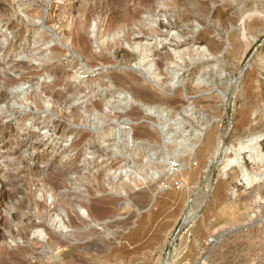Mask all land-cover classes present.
Segmentation results:
<instances>
[{
    "label": "rangeland",
    "instance_id": "rangeland-1",
    "mask_svg": "<svg viewBox=\"0 0 264 264\" xmlns=\"http://www.w3.org/2000/svg\"><path fill=\"white\" fill-rule=\"evenodd\" d=\"M137 2L146 3L137 7L127 0V6L123 7L126 13L119 14L118 18L122 20L123 25H127L131 30L132 44L140 43L151 46L152 52L147 61H152L157 65L164 55L177 52V36L179 35L177 25L163 29V35L157 36V38L147 36L146 28L142 26L144 18L139 19L135 13L138 14L139 11L147 8L146 4L149 7H155L159 12L167 11L163 6L166 4L168 11L173 13L175 10L171 7L173 1L137 0ZM203 2H205V8L211 9L207 13L190 7V9H196L199 16L206 18L205 23L201 22L202 24L195 21L193 29L196 32H201L204 30L202 25H206L210 28V33L208 31L206 34L223 43L218 60L224 59L227 60V63L229 61L230 64L232 62L239 64L240 70L233 81H237L242 88L247 72L261 69V66L264 67V59L262 62L259 61L261 60L260 53L264 51V12L257 9L258 6H264V0H203ZM100 3L102 0H0V5H3L0 8V92L5 90L6 83L16 81L17 83H13L12 88L14 94L29 93L30 95L34 88H39L43 93L48 85L52 87L61 75L60 73L67 72L68 76L64 80L66 85L54 87L55 92L62 91L61 87L63 89L67 87L70 92L78 89L85 92L82 95L78 91L75 96L66 98L67 106L70 107L68 112L66 111L68 115L77 109V114L81 118L87 105L91 103L90 95L93 96L92 99L101 97L102 100L104 98L108 100V107L104 106L103 108V113H105L103 115L107 118V122L99 133L93 131L95 128H92V124H90L91 127L89 125L86 128L76 121H71L72 118L68 122L69 118L66 116L63 119L59 115L53 116L45 111L34 110V105L30 101L25 102L23 106L0 103V192L3 189L5 192L14 194L13 188L16 186L2 188L1 183L7 181V174L25 167L30 171L37 169V174L29 177V180L33 182L37 179V175L43 179L45 176H54L58 172L70 173L78 168V175L69 174V179L76 181L79 175L87 177L110 168L108 177L116 178L120 182H131L130 185L135 190L127 189V192L124 191L122 194L108 192V196L118 200V210L116 214L109 215L98 225L91 222L85 210H81L79 215L88 219L90 224L81 229L76 237L70 236L71 230L61 231L62 235H57L58 224L50 222V228L57 235L54 238L58 242L64 240L67 244L66 247L69 248H64V250L48 245V239L50 240L48 237H46V244L42 246L35 245V236H29L27 242L25 240L17 241L18 239L17 242L14 241L13 235L17 231L13 230L16 225L21 223L25 225L28 221L34 220L32 217L36 212L34 200L45 201L41 197L42 194H39L31 201L32 208L30 210L25 209L23 212H18L19 201L23 200L25 196H30L36 190L35 187L30 188L29 186L25 194H19L18 197L13 196L15 198L12 197L8 200H2L0 193V237H4L0 238V260L5 256L6 264H64L70 260H72V264H172L173 262L178 264L181 261H183L181 264H188V262L190 264L195 262V264H213L214 262H218L214 264H264V197H259L260 189L257 188L258 185L264 184V178L255 185L248 186L241 179L231 180V175L236 172V165L224 168L225 162L234 153L241 155L239 156L244 164L251 162L247 150L239 151V148H236L240 142L246 144L247 139L242 137L244 140L242 138L239 141L236 140L237 144L236 141L233 143L232 140L231 142L230 135L236 134L235 121L239 118L237 117L240 112L239 102L245 97L242 98L239 95L241 90H237L235 96L232 95L234 83H229L226 78L227 74H223L218 79L219 84L226 82L224 90L218 91L217 88H214L212 92L207 93H184L185 100L183 101L185 102L180 103L177 97V88L166 89L161 84L142 75L144 68H141L135 61L126 63L124 59L128 60L127 57L123 59L124 61L118 58L119 60L117 59L114 66L99 65L84 70L85 62L82 57L59 44V47L64 50V56L60 61L54 60L48 65L53 68L59 65L58 68H54L58 71L57 77L49 74V69L47 72L41 73L40 65L42 63L29 59V53L35 48L34 36L40 26L54 34L65 33L68 31V25L71 24L70 20L79 16V13L70 15L67 13L68 10L77 7L85 13ZM217 8H222L227 12L223 22L218 18ZM168 11L166 17H156V21L165 25H169L170 22L174 23L175 20L170 18ZM36 12H41L43 16L36 18L39 24L36 31H32L33 24L29 20H32L31 17ZM120 16L122 17L120 18ZM125 29L127 28H122V30ZM140 30L144 33H141ZM185 32L183 31V33ZM259 32L260 34H258ZM123 35L121 34L120 37ZM231 35L237 37V42L234 45L229 41ZM192 37H194L193 34L186 32L185 38L181 41L189 40ZM91 47V51L95 54L100 52L97 45L91 44ZM181 47L186 48L187 46L181 45ZM191 48L201 51L203 49L196 44L191 45ZM119 49L125 50L130 56L137 57L131 45L122 44V42L105 54L114 57ZM235 56L238 60L234 61ZM168 65L173 67L177 65V61L175 65ZM167 66H164L165 69ZM218 69L212 65L209 71L216 72ZM108 74H124L123 76H137L144 79L139 85L147 88L156 97L158 103L155 107L153 106L156 109L134 103L124 88L98 87L97 81L106 83ZM260 80L264 83L263 75L260 76ZM99 99L97 98V100ZM255 102L256 112H262L264 115V102ZM51 107L53 106L50 105ZM55 108L59 113L65 111L60 106ZM159 108L165 110V113L160 112L161 114H159ZM186 109L190 111V115L185 113ZM131 110H137L141 114V119L136 120L124 116ZM218 110L220 111L218 118L213 119L210 124H207L208 126L205 127L204 122H200L201 118H206L205 121L210 120V114L212 112L214 114ZM198 112L197 117L195 113ZM255 118L256 116L252 120L254 121ZM153 120L159 124L155 125L159 132L156 136L149 138L134 136V130L138 127H149L155 131L151 127V124L155 122ZM57 123L63 124L65 129L55 131L54 125ZM191 123H194V126ZM213 123L219 125L218 142L215 143L214 148L217 149L223 145L222 155H213L214 151L207 155L205 159L207 167L195 182H191L188 174L192 172V169L197 171L200 167L198 154L206 139V129L213 126ZM175 130H177V134H175ZM192 130L198 131L197 143L191 136ZM105 131L112 132L113 135H106ZM182 131L184 133L181 137L179 132ZM260 135L257 143L263 149L264 131ZM187 138L188 140L184 141ZM149 166H153V169H150ZM135 177L140 179L138 188L133 183ZM224 182L227 183V187H225L229 197L228 203L236 205V210L233 212H223L217 207L215 199L219 191L218 188H221V183ZM253 188L257 190L255 191ZM82 189L84 190V187ZM142 192L148 194L149 206L146 208L147 210L137 211L129 196ZM244 194L246 195L242 199ZM102 197L103 194L97 196L96 200L90 198L91 201H98ZM140 198L146 200L144 195ZM163 200L166 201V204ZM52 202L51 196L47 195L45 204L48 211H52L54 208ZM191 210L195 211V214L187 220ZM15 216L18 217L15 218ZM143 219L142 232L146 235L145 240L143 239L145 242L142 241L144 249L134 253L132 249L136 246L127 242V237L134 231L139 232L136 228ZM93 229L102 233L103 240L96 238L97 243L94 244V247H88L87 243L94 239L91 234L89 235L91 230L94 231ZM82 234H86L84 242L81 240ZM208 246H212L210 248L216 253L215 256L213 252L211 255L214 262L212 258L207 261L200 259L201 253ZM255 247L257 248L255 249ZM117 249H120L117 252L121 253V259L113 261L112 254ZM234 251L238 252L237 255ZM68 252H71L73 259L64 260V254ZM229 252L230 254H228ZM252 252L256 255H253ZM217 254L221 255L220 258ZM194 260L196 261L194 262Z\"/></svg>",
    "mask_w": 264,
    "mask_h": 264
},
{
    "label": "bare ground",
    "instance_id": "bare-ground-1",
    "mask_svg": "<svg viewBox=\"0 0 264 264\" xmlns=\"http://www.w3.org/2000/svg\"><path fill=\"white\" fill-rule=\"evenodd\" d=\"M128 1H130L131 3L134 4V6H137V7H140L144 3H146V2H137V0H128ZM172 1H173L172 2L173 6L171 7L175 9L173 13H170L168 11V6L166 4L163 5L168 11V14H170V18L175 20L174 23L170 22L169 25L158 23L156 21V17L157 18L166 17L167 11L162 10L161 12H159L153 6L149 7L146 4L147 8H145L143 11H139L138 14L135 13V15L139 19L144 18L142 22V26L146 28L145 31H146L147 36H153L157 38V36L163 35L162 33L163 29H169V26L177 25V31L179 34L177 36V52H175L174 54L168 53L164 55L163 59H161L157 63V65H155L152 61H147L149 60L148 58L152 52L151 46H148L146 44H140V43L132 44L131 37L133 34L131 33V30L127 27V25H123L124 23L122 22V20L118 18L119 14L121 15L123 13H126V10H124L123 7L127 6V0H102V3H100L99 5L93 8H90L85 13L81 12L80 9L77 7H74L71 10H68L67 13H69L70 15L79 13V16H77V18L73 17L72 20H70L71 24L70 26L68 25L67 27L68 31H66L65 33L54 34L53 32L48 31L47 28L45 29V27L40 26L37 29L38 32L34 36L33 44L35 45V48L29 53L30 54L29 59L31 61H39L40 63H42L40 65L41 73H45L47 72V69H49L48 73L53 76L55 75L57 77L58 71L57 69H54V68H58L59 65L58 67H54V68L49 67L48 65L51 64L52 61L54 60L60 61L61 58L64 56L65 54L64 50L61 47H59V44H62L63 46H65L66 48L74 52L75 54H78L82 57L83 61L85 62V66L83 67L84 70H89L90 68H95L99 65L107 66V67L114 66L118 58H121L123 60L125 57H127L128 60L124 59L126 63L135 61L136 63H138V65L141 68L142 67L144 68L142 75L154 80L157 84H161V86H164L166 89L172 90L173 88H177V97L179 98L178 101L180 103L185 102L183 101L185 100L184 93L185 94L194 93V92L195 93L196 92L197 93H207V92H212L214 88H217L218 91L224 90L225 89L224 86L226 85L225 84L226 82L225 83L222 82L219 84L218 79L221 78L223 74H227L226 78L229 81V83L230 82L234 83L232 95L235 96L237 94V90H241L239 92V95H241L242 98L245 97L244 99H241L239 102L240 112H238V116L236 115L239 118L235 121L236 134L230 135L231 142L233 140V143H234L236 140L239 141L240 138L245 137L247 139L246 144H242L241 142L238 143L236 141L235 143L236 144L238 143L236 145L237 146L236 148L237 149L239 148V151L247 150L248 158L251 162L250 164H244V162L241 160V157H240L241 155L237 152L238 154L235 155L234 153L233 156L229 157V159L225 162L226 164L224 168L227 169L228 167L232 165L233 166L236 165L237 167L236 172H234L232 175L230 173L231 177L230 176L229 177L232 178L231 180H233L234 178L239 179V180L241 179L248 186L253 185V184L255 185V183L259 182L260 180L264 178V169H263L264 167V153H263L264 144H263V149H262L257 143L258 139L261 137L260 134H262L264 131V117H263L264 115H262L263 114L262 112L259 111L260 113H258L255 110V107H257L255 106V103H256L255 101H262V103L264 102V83L260 80V76L261 75L264 76V67L261 66V69H256V70L247 72L244 77L245 78V82H243L244 86L241 88V86L238 85L237 81L236 82L233 81L234 77L237 75V73L240 70L239 64L237 63L235 64L233 62L232 64H230L229 61L227 63V60H224V59L218 60V56L222 52L223 43H221L220 41H217L214 38H211L210 36L206 34V32L208 31L210 33V28L206 25H202L204 30L201 32H196V30L193 29V25L195 24V21L202 24V23H205L206 18L199 16V14L196 13V9H190V7L197 8L198 10L204 13L209 12L211 9L208 10L207 8H205V2H203V0H186V1L185 0L183 1L172 0ZM2 6L3 5H0V8ZM257 9L260 10L261 12H264V6L262 7L258 6ZM217 11H219L218 18L223 22L224 18L226 17L227 12L224 11L222 8H217ZM42 16L43 14L41 12H36V14L31 17L32 20L31 21L29 20V22L33 24V26H31L32 31H36V27L39 24L36 21V18H41ZM121 17L122 16H120V18ZM122 28H127V29L122 30ZM42 29H43V32H42ZM183 31L184 32L186 31L188 34H193L194 37L189 38V40L184 39V41H181V39L185 38L186 36V32L183 33ZM140 32L144 33L142 30H140ZM121 34H124L123 37H120ZM258 34H260V32ZM24 41L26 42V40ZM229 41H231L234 45L237 42V37L231 35L229 37ZM54 42H55V45L53 46ZM121 42L122 44L131 45L133 50L136 52L135 56L137 57L135 58L133 56L128 55L126 51L123 49L117 50L114 57H110L105 54V52L109 51L111 48H114L120 45ZM91 44L97 45L100 52L97 54L92 52ZM193 44L200 45V47L203 48L202 51L191 48V45ZM181 45H186L187 47L182 48ZM38 46H41V47H38ZM235 47L236 45L234 46V48ZM260 57H261V60L259 61L262 62L264 59V51H261ZM236 59L238 60V58L235 56L234 61ZM176 61H177V65H175ZM168 64H173L175 66L170 67ZM212 65L213 67L214 66L218 67L219 68L218 71L216 72L214 70L209 71ZM164 66H167V68L165 69ZM60 74L61 75H59V77L56 79V82L52 85V87L48 85V87L45 88V91L43 93L40 91L39 88L32 87L34 89H32V92L30 95L29 93L28 94L27 93L26 94H20V93L14 94V92L12 91L13 83L16 84L17 82L9 81L8 83L5 84V90L0 92V103L5 102L7 103V105L11 103L13 105L23 106L25 102L30 101L34 105V108H35L34 110L45 111L53 116L59 115L63 119L68 117L69 118L68 122H70L72 118L73 120L71 121H76L79 123V125H82L86 128L90 124H92L93 125L92 128H95L93 131L99 133V131H101V128L107 122V118H105V116L103 115L105 114L103 113L104 111L103 108L104 106L108 107V104H107L108 100L106 98L102 100L101 97H96L95 99H92L93 96L90 95L89 100L91 103L87 105L86 109L84 110V113L82 114V117L80 118V115L77 114L78 112L77 109H74L72 112L70 111L71 113H69L70 115L69 116L68 113H66V111L68 112L70 108L67 106L68 102L66 101V98L69 99L70 96L73 97L78 93L83 95L85 92L82 91V89H78L76 91L70 92V90L67 87L65 89L61 87L62 91L55 92L54 87L66 85L64 80H65V77L68 76V73L62 72ZM123 75L108 74V76L106 77L107 78L106 83H101V81H97L98 84L96 85L98 87H106V88H108L109 86L124 88L126 91V94L130 95L134 103L142 104L143 106L146 105L148 106L147 108H150V109H156L154 108L155 105H157L156 103H158V100L156 99V97L151 92H149L147 88H144L141 85H139L140 83L143 82L144 79H142L141 77H137V76H123ZM203 86H206V87H203ZM97 98H100V99L97 100ZM50 105H52L53 107L50 108ZM57 106H60L65 111H62L61 113L57 112L58 109L55 108ZM159 110H160L158 111L159 114L165 113V110L161 108H159ZM185 113L187 115H190V111L188 109L185 110ZM219 113H220L219 110L214 114L212 112V114H210V120L205 121L206 118L205 119L201 118L200 122H204L205 127H206L208 126L207 124H210L213 119H215L216 117L218 118ZM197 114L199 115V112L195 113L196 116ZM124 116H129L131 118H135L136 120L141 119V114L137 110H133V111L131 110L130 112L125 113ZM255 116L256 118L253 121L252 118ZM107 117H110V116H107ZM157 123L158 122L155 121L154 124H151V127H153L155 131L151 130V128L149 127H138L136 130H134L135 132L134 136H137L138 138H149L151 136H156L159 133L155 126V125L157 126L159 125ZM191 125L194 126V123H191ZM212 125L213 126H211L210 128L208 127L206 129V139H205L202 150L198 154L200 158V167L198 168L197 171H194L192 169V172L188 174L192 180L191 182H195L199 178V175L201 174V172L207 167L208 164L205 161V159L207 158V155H210L211 153H213V151H214L213 155H217V156L222 155L221 153L223 152V149H224L223 145L220 146L219 148L217 147V149L214 148L215 143L218 142L217 135L219 131L218 130L219 125H217L216 123H213ZM64 129L65 127L63 124L60 125V123L59 124L57 123L54 125L55 131L57 130L61 131ZM183 133L184 131L179 132V134H181L180 135L181 137L183 136L182 135ZM197 133H198L197 130L196 131L192 130L191 132V136L196 141L195 143H197L199 139ZM105 134L113 135V133L112 132L109 133V131L107 132L105 131ZM175 134H177V130H175ZM188 138L184 141H187ZM233 145L235 147V144ZM149 168L153 169V166H149ZM149 168L147 167V169ZM109 169L110 168L103 169L101 172L99 171L98 173L87 176V177L79 175L76 181H71L69 179V174L78 175L79 174L78 168H75L70 173L58 172V174H55L54 176H45V177L43 176L44 177L43 179H41L40 176L37 175V179L35 180V182L29 180V177L33 174H37V169H32L30 171L28 170L27 167H25L24 169L18 168L13 173L10 172L9 174H7V179H6L7 181H4L1 183L2 188L8 187V186L10 187L11 185L16 186V187L14 188L12 187L14 190V194L5 192L2 189V192H0L2 200L3 199L8 200L12 198L13 196H17V195L19 196V194H25L26 193L25 191L28 189L29 186L30 188L31 187L36 188V190L33 193H31L30 196H25L23 200L19 201V204L17 206L18 212H23L25 209L30 210L32 208L31 201H33L35 196L38 197L37 195L39 194H42L41 197L45 201H46L47 195H50L51 198L53 199L52 205L54 207L52 210L53 212L48 211L45 201L44 202L37 201V199H35L34 201L36 203V212L34 216L32 215L34 220L28 221L27 224L25 225L22 223L17 224L16 225L17 229L15 228L13 230V231L15 230L17 231L15 232L16 234L13 235V232H12L13 238L15 237V240L14 239L13 240L14 241H16L17 239H18L17 241L25 240L27 242V239L29 236H35V239H36V242H34L35 245L38 244L42 246L46 244V241H47L46 237H48L50 238V240L48 239V243H47L48 245L50 244V246H56L58 249H63V250L64 248L69 249L68 247H66L67 244L64 240H61V242H58V240L54 238L56 235V232L52 231V229L50 228V222L58 224V230H59L58 233L60 234L57 233V235L61 236L62 235L61 231L71 230L72 232L70 236L76 237V234L81 229L88 227L90 224L88 219L82 218L79 215V212L81 210H85L91 222L95 223V225H98L101 221L105 220V218H107L109 215L116 214V211L118 210L117 209L118 203H119L118 200L108 196V192H115L118 194H122L124 191L127 192V189H129V191L135 190L134 187H131L130 185L131 182L130 183H127L124 181L120 182V181H117L116 178L112 179L108 177L110 173ZM139 180L140 179H137L136 177L133 180V183L135 184L136 188H138L139 186V182H140ZM226 182H224L223 184L221 183L222 186H220L221 188H218L219 191L217 193V197L215 200L217 202V207L218 209H220V211L222 210L223 212H226V211L233 212L234 210H236V205L233 203L231 204L228 203L229 197L226 194V191H227ZM83 187H84V190L82 189ZM255 188L253 189L255 190ZM257 188L260 189V191L258 190L259 197L263 198L264 197V184L258 185ZM143 192L138 195L129 196V198L133 200V204H134L133 207L137 211L146 209L149 206V202L147 201V198L149 199V196L148 194L146 195ZM101 194H103V197L100 200L93 201V200H96V197ZM142 195L146 197V200H143L140 198ZM166 195L165 197H167ZM245 195L246 194H244V196L241 195L242 199L245 197ZM250 195L252 196L253 194H250ZM90 197L94 199L91 201ZM163 202L166 204V201L163 200ZM164 203L162 204L164 205ZM128 206H129V203H128ZM194 214H195V211L193 212L191 210L190 215L187 217V220L191 219L194 216ZM17 217L18 216H15V218ZM143 224H144V219L141 220L138 227L136 228V230H139V232L134 231L131 235L127 237V242L131 243L132 246L133 245L136 246L135 248L132 249L134 250V253H137L138 251L140 252L141 250L144 249L143 248L144 244H142L143 243L142 241L145 240L144 238L146 237V235L142 232ZM90 234L91 236L94 237V239L87 243L88 247H94V244L97 243L95 241L96 238L103 240L102 233H99L98 231L91 230L89 235ZM65 237L68 239L67 236ZM84 237H86V234H82L81 240L83 242L84 240H86L84 239ZM0 238H4V237L2 236ZM247 240L249 239L247 238ZM210 247L212 246H208V248H206L204 252L201 253L200 259H204L205 261H207L212 258V261L214 260L213 257H211V255L215 253V251L213 252V249ZM256 248L257 247H255V249ZM118 250L120 249L115 250V252H113L112 254V259H114L113 261H119L121 259L120 258L121 253L117 252ZM235 253L237 255L238 252L236 251ZM252 253L253 255H256L254 254V252ZM228 254H230V252ZM215 255L216 253L214 254V256ZM217 255L220 258L221 255L220 254H217ZM71 257H72L71 252L64 254V260L67 258L73 259ZM245 257L247 258V256ZM5 259L7 258H5L4 256L0 260V264H6L7 260L5 261ZM195 261L196 260H194V262ZM182 262L183 261L178 262V264H181ZM232 262L234 261L232 260ZM214 263H218V262H214ZM64 264H72V260L66 261L64 262ZM172 264H177V262H173ZM188 264L190 263L188 262Z\"/></svg>",
    "mask_w": 264,
    "mask_h": 264
}]
</instances>
